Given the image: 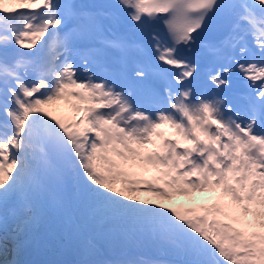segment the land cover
I'll return each instance as SVG.
<instances>
[{"label":"snow or ice","instance_id":"obj_1","mask_svg":"<svg viewBox=\"0 0 264 264\" xmlns=\"http://www.w3.org/2000/svg\"><path fill=\"white\" fill-rule=\"evenodd\" d=\"M108 7L141 32L163 24L167 39L150 32L148 63L129 68L126 53L137 46L105 34L99 18L111 12L75 0H0V223L7 225L9 205L13 216L17 208L30 213L13 229V251L47 211L45 197L60 200L58 189L72 179L94 217L175 258L127 254L79 264H264V0H117ZM221 21L223 39L202 46L227 63L207 78L219 89L235 64L249 81L243 110L196 92L198 67L185 54ZM109 50L121 54L123 79L158 76L162 92L144 90L152 110L136 106L131 85L97 78L90 66L104 68ZM58 102L74 115H55ZM177 197L187 202L172 203Z\"/></svg>","mask_w":264,"mask_h":264},{"label":"rangeland","instance_id":"obj_2","mask_svg":"<svg viewBox=\"0 0 264 264\" xmlns=\"http://www.w3.org/2000/svg\"><path fill=\"white\" fill-rule=\"evenodd\" d=\"M51 110L55 115L58 112L57 110H54V105L52 106ZM70 181H73V188L70 189L71 193L69 192L68 189L65 190V193L66 194L68 193V195H66L68 197V204L65 206L62 204L61 202V200L63 199L62 196H60V200H54L46 196L45 199L47 201V211L41 214L39 220L33 223L30 229L25 231V233L28 231H31L32 233H36L35 235H33L34 240H36L37 243H40V245L30 246L24 249V247L27 246L29 243L23 242L19 246L20 252H18L17 255H13L12 257L10 256L5 257V260H9V261L18 260L20 261V264H77L74 258H72L71 253L62 249V247L66 245V242L64 236H60L57 234V232H59L58 228H60L58 226V223L60 222L59 215L66 212L65 216L67 217L69 224H71V221L73 219L72 216H74L76 219L80 218L85 223V228L81 231V233L86 232L87 234L90 235L98 234L96 231L97 220H99L100 225L105 224V222L92 215L91 207L87 202H85L82 199L76 182L74 180H69V182ZM144 198H152V197L146 195ZM184 202H187L186 198L184 197H177L174 198V200L172 201V203H176V204L184 203ZM6 214H7V221L19 220L25 215H30V213H18L15 216H13L11 205H9ZM4 215L5 213H2V216ZM2 216L0 215V217ZM87 218H91L92 220L95 221L92 222ZM53 219L55 225H53L49 221ZM43 221H45L46 224L42 225ZM25 233H23L21 237L27 238ZM74 235L75 234H73V236ZM108 238L110 240V236ZM71 241L74 242L75 240L71 239ZM80 245L85 246V243L84 242L80 243L75 241L74 247H76L77 249V252H75L77 254H82V252H84V249L80 248L81 247Z\"/></svg>","mask_w":264,"mask_h":264},{"label":"bare ground","instance_id":"obj_3","mask_svg":"<svg viewBox=\"0 0 264 264\" xmlns=\"http://www.w3.org/2000/svg\"><path fill=\"white\" fill-rule=\"evenodd\" d=\"M191 52L192 53L196 52V48L193 45L191 46Z\"/></svg>","mask_w":264,"mask_h":264}]
</instances>
